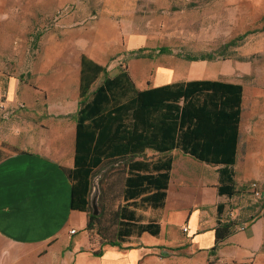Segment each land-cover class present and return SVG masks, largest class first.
<instances>
[{
	"label": "crops",
	"instance_id": "1",
	"mask_svg": "<svg viewBox=\"0 0 264 264\" xmlns=\"http://www.w3.org/2000/svg\"><path fill=\"white\" fill-rule=\"evenodd\" d=\"M253 1L264 9V0ZM21 34L0 30V96L5 105L0 111V138L21 141L25 148L0 162V264H264V197L255 201L249 185L247 192L260 206L258 214L245 222L235 221L236 231L218 242L219 223L234 221L227 216L228 201L234 197L218 194L219 174L200 182L202 198L187 208L172 203L186 178L176 175L173 180L171 176L159 222L160 235L167 227L172 240H161L160 235L155 240L146 234L131 237L134 245L106 246L98 256L95 251L101 245L94 249L89 237L74 241L78 230L85 231L88 215L71 209L72 182L66 172L75 164L82 70L88 75L93 62L111 78L128 73L141 92L191 81L242 86L234 179L237 191L252 180L264 188V59L189 61L170 54L163 55L169 63L160 65L151 55L148 35L131 37L119 51L117 33H110L106 41L103 29L87 26L62 30L65 37L56 39L60 50L51 61L41 49L46 38H40L37 54L31 55L24 42H16ZM140 49L149 55L140 58ZM7 62H35L38 69L10 75L2 69ZM24 73L37 86L22 79ZM105 78L101 74L92 91ZM240 148H244L241 154ZM179 153L171 152L174 158ZM148 154L159 156L150 149ZM240 157L255 179L238 181L235 168ZM207 173L202 174L208 177ZM219 206H223L221 213Z\"/></svg>",
	"mask_w": 264,
	"mask_h": 264
},
{
	"label": "trees",
	"instance_id": "2",
	"mask_svg": "<svg viewBox=\"0 0 264 264\" xmlns=\"http://www.w3.org/2000/svg\"><path fill=\"white\" fill-rule=\"evenodd\" d=\"M185 59L202 61L214 57ZM91 63L88 75L82 70L75 164L66 172L72 182L71 209L88 215L86 231L99 229L101 248L96 255H101L106 246L127 243L131 237L160 235L161 222L145 223L138 211L165 208L174 150L208 166L220 167L218 194L229 198L237 195L234 166L240 140L242 86L191 81L141 92L128 73L111 78L104 67ZM101 74L105 80L92 91ZM148 149L159 157L146 158ZM115 165H121L116 170L124 175L123 204L113 211L116 232L110 238L99 226L106 212L102 209L100 216L92 215L89 196L95 172L108 173ZM222 207L219 206L220 213ZM237 226L235 221L220 222L217 241L234 233Z\"/></svg>",
	"mask_w": 264,
	"mask_h": 264
},
{
	"label": "rangeland",
	"instance_id": "3",
	"mask_svg": "<svg viewBox=\"0 0 264 264\" xmlns=\"http://www.w3.org/2000/svg\"><path fill=\"white\" fill-rule=\"evenodd\" d=\"M257 1L259 3L261 0ZM87 26L103 29L106 41L110 40V33H117L119 43L116 48L119 51L124 49L131 37L148 35L151 55L160 60L157 62L160 65L169 63L165 62L163 55L170 54L176 60L188 56L214 57L212 60L206 59L210 62L233 58L244 61L255 57L264 59V9L253 0H0V30L22 32L16 42H24L25 49L31 55L37 54L40 38H46L47 44L41 49L51 61L57 58L60 50L56 39L65 37L62 30ZM140 54L149 55L137 52V55ZM211 66V69L215 68ZM2 69L13 75L38 67L35 62H7ZM25 73L22 79H29L31 85L37 86V82ZM49 80L50 76L47 78L48 85ZM21 145V141L0 138V161L23 151L25 148ZM243 150L240 148V154ZM145 157L156 159L159 156L148 154ZM175 157L172 179L175 180L176 175L186 179L180 183L183 191L174 194L177 200L172 203L187 208L202 198L198 191L200 182L207 178L214 179L219 167L208 166L183 153ZM245 166L240 157L235 168L238 181L256 178ZM119 167L121 165H115V169L97 182L102 191L100 206L106 212L99 226L104 228L101 231L110 238L116 232L113 211L123 204L124 175L117 172ZM204 170L208 172V177L202 174ZM100 172H95L92 183ZM252 181L239 188L233 200L228 201L227 216L239 223L251 220L258 214L260 206L253 203L246 189ZM138 214L146 223L159 221L162 211L145 209L138 211ZM167 230L165 227L159 238L170 242L172 238ZM98 232V227L92 232L78 230L74 241L89 237L94 249H98L101 245ZM146 236L151 237V240L159 239L148 234ZM132 244L134 242L131 240L126 243Z\"/></svg>",
	"mask_w": 264,
	"mask_h": 264
},
{
	"label": "water",
	"instance_id": "4",
	"mask_svg": "<svg viewBox=\"0 0 264 264\" xmlns=\"http://www.w3.org/2000/svg\"><path fill=\"white\" fill-rule=\"evenodd\" d=\"M107 170H102L92 183V188L89 196V206L91 208V214L94 216H100L102 213V207L100 206V199L102 195L101 187L97 183L98 179L103 178Z\"/></svg>",
	"mask_w": 264,
	"mask_h": 264
},
{
	"label": "built area",
	"instance_id": "5",
	"mask_svg": "<svg viewBox=\"0 0 264 264\" xmlns=\"http://www.w3.org/2000/svg\"><path fill=\"white\" fill-rule=\"evenodd\" d=\"M4 99L0 96V111L4 110ZM249 192L251 193L252 197L255 199V201H260L264 197V188L258 183V182H252L249 185L248 188ZM243 229V228H242ZM184 231H187L185 229ZM72 234H75L76 231L72 230Z\"/></svg>",
	"mask_w": 264,
	"mask_h": 264
}]
</instances>
